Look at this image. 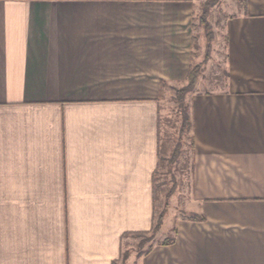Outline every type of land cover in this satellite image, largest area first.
<instances>
[{
  "label": "crops",
  "instance_id": "0c3cea01",
  "mask_svg": "<svg viewBox=\"0 0 264 264\" xmlns=\"http://www.w3.org/2000/svg\"><path fill=\"white\" fill-rule=\"evenodd\" d=\"M207 1L0 0V264H117L151 230L159 91ZM222 33V87L185 98L188 217L136 264H264V0Z\"/></svg>",
  "mask_w": 264,
  "mask_h": 264
},
{
  "label": "rangeland",
  "instance_id": "374dc122",
  "mask_svg": "<svg viewBox=\"0 0 264 264\" xmlns=\"http://www.w3.org/2000/svg\"><path fill=\"white\" fill-rule=\"evenodd\" d=\"M243 3L244 0H218L214 6L207 9L206 14L203 7L198 17L203 29V47L200 51L195 47L194 52L197 53L200 63L194 61L191 66L199 65L197 80L201 77L203 79L196 88L199 92L218 90L223 85L225 72L222 25L226 17L243 7ZM202 18L205 24L201 23ZM181 88L164 87L159 91L160 145L159 163L153 181L152 228L145 234L125 236L122 257L117 264H136L137 259L152 246L173 239L177 220L188 217L182 211V205L190 189L187 175L191 140L189 128L183 121V115L188 113L185 101L188 93L184 95L182 102H179L176 96V91ZM156 226L158 227L155 230Z\"/></svg>",
  "mask_w": 264,
  "mask_h": 264
},
{
  "label": "trees",
  "instance_id": "16d2710c",
  "mask_svg": "<svg viewBox=\"0 0 264 264\" xmlns=\"http://www.w3.org/2000/svg\"><path fill=\"white\" fill-rule=\"evenodd\" d=\"M218 0H209L207 2L204 3V14H206L207 9L211 6H214L217 3ZM201 23H204V19H201ZM205 28H207V26L205 25ZM199 65H195V66H190L189 71H188V75H187V84L185 86H183L181 89L176 91V96H177V100L179 102H182L184 95H186L187 93H190L196 84V80L198 78L199 75ZM183 121L185 123V125L190 129V122H189V118L187 114L183 115ZM158 226L155 227V230ZM172 242V239L166 240L164 241L161 246H166L169 245ZM151 249V248H150Z\"/></svg>",
  "mask_w": 264,
  "mask_h": 264
}]
</instances>
